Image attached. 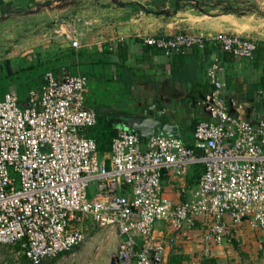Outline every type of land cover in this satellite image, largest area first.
I'll list each match as a JSON object with an SVG mask.
<instances>
[{
	"label": "built area",
	"instance_id": "obj_1",
	"mask_svg": "<svg viewBox=\"0 0 264 264\" xmlns=\"http://www.w3.org/2000/svg\"><path fill=\"white\" fill-rule=\"evenodd\" d=\"M80 42L74 38L71 48ZM143 44L167 57L211 50L212 91L199 103L209 119L197 125L193 145L120 129L108 157H100L87 136L98 118L87 105V77L66 67L48 73L26 109L11 89L0 100V246H19L32 264H42L81 245L91 223L119 236L118 264H155V227L163 222L175 233L200 232V251L186 263L200 264L215 248L237 243L244 229L264 233V119L247 120L241 107L230 112L221 58L251 61L259 40L180 31L147 35ZM192 168L197 180L190 185ZM166 175L181 184L179 198L189 199L166 196Z\"/></svg>",
	"mask_w": 264,
	"mask_h": 264
},
{
	"label": "crops",
	"instance_id": "obj_2",
	"mask_svg": "<svg viewBox=\"0 0 264 264\" xmlns=\"http://www.w3.org/2000/svg\"><path fill=\"white\" fill-rule=\"evenodd\" d=\"M150 1L152 0H0V22L6 21L7 24L9 21H16V29L22 33L26 29L35 31L43 48L48 47L52 52L43 55L44 57L69 51L71 44L61 41L55 45L54 40L71 38L73 33H76L75 37L81 40L80 49L103 55L104 59L114 65L112 71L116 69L115 64H120L121 61L119 45L121 42L125 43L128 57L125 64L132 70L134 77L131 94L135 102L130 107L131 111L139 116L147 113V117L154 118L157 114L156 118L173 126L179 135L177 137L175 134H169L170 136L179 138L191 146L195 125L199 121L209 119V110L204 106H194L189 94L198 84L210 85L207 70L211 64V56L204 51H191L184 57H167L159 51L146 52L143 38L150 34L170 35L180 31L205 35L227 32L254 37L259 40L260 46L264 47V7L245 14L187 9L166 18L163 15L144 12L132 5H145ZM29 21L33 22V26ZM3 27L5 26L2 25L0 29ZM0 35L5 38L2 33ZM6 40L5 38V42ZM3 50L5 49L0 48V65L9 60L2 58ZM6 52L5 55L8 54ZM74 62L76 63L77 59ZM252 68L250 61L224 62L226 88L223 94L232 114H237L241 107L247 120L264 119V111L256 106V103H260L256 95L262 91L255 93L253 101L243 97L244 91L256 81H244L243 76L250 73ZM262 93L261 101L264 99V92ZM129 123L127 122L125 128L131 130ZM153 134L165 133L158 129L154 130ZM150 136L151 134H147L140 137L147 139ZM105 156L108 157L107 154ZM196 180L197 173L192 168L187 182L192 185ZM180 186L174 176H164V192L176 202L189 199L187 195L179 198ZM154 237L161 247L159 250L163 264H167L175 252L183 253L192 259L200 251V232L197 229L187 233H175L165 223L158 222ZM222 250L223 247L215 248L211 258L217 260Z\"/></svg>",
	"mask_w": 264,
	"mask_h": 264
},
{
	"label": "trees",
	"instance_id": "obj_3",
	"mask_svg": "<svg viewBox=\"0 0 264 264\" xmlns=\"http://www.w3.org/2000/svg\"><path fill=\"white\" fill-rule=\"evenodd\" d=\"M202 2L201 0H152L147 5H132L144 12L167 17L176 15L178 12L187 9L200 10ZM227 5L230 4L227 3ZM227 12L238 13L241 10H230L227 7L224 13ZM146 47V52H162L152 47ZM126 48L127 45L121 42L119 45L121 61L120 64H115V71H112V66L114 65L104 59L102 57L103 55L88 53L86 50H76L74 48H71L66 53L57 55H47L44 57L42 54H38L25 57L20 65H13L10 61H5L0 65V100L11 89H14L18 95L19 107L26 109L28 107L30 93L33 91H41L46 84L47 74L51 72L56 74L63 67H66L73 75L87 77L89 88L87 105L95 110L98 115L97 124L87 131V136L97 143L99 155L100 157H104L111 151L113 139L118 135L119 130H129L125 128L127 122L132 117L139 116L131 111L132 108H130L135 102L131 94V85L134 77L132 70L126 67L125 64L128 58L126 56ZM197 52L199 53L200 51ZM204 52L208 56H211L210 49H206ZM185 55L177 54L173 57H184ZM221 58L223 62L239 60L230 53H222ZM75 59H77V62L73 63ZM250 62L253 68L261 69L259 79L252 83L243 94L244 98L253 101L256 92H264V47L260 46L255 58ZM211 91V85L198 84L196 89L189 94V99L194 106H197ZM90 96H92V102H89ZM256 106L259 110L264 111V99L260 103H256ZM199 123L200 121L196 123L195 129ZM16 247L21 250L19 246ZM70 252L63 253L58 257ZM24 257L26 258L25 255ZM189 261H191V258L187 255L175 252L170 256L167 264H186ZM200 264H218V261L215 258H204L200 261Z\"/></svg>",
	"mask_w": 264,
	"mask_h": 264
},
{
	"label": "rangeland",
	"instance_id": "obj_4",
	"mask_svg": "<svg viewBox=\"0 0 264 264\" xmlns=\"http://www.w3.org/2000/svg\"><path fill=\"white\" fill-rule=\"evenodd\" d=\"M201 1L203 2L200 10H197L201 12L220 13L225 12V9L228 7L230 10H241V12H244L245 14V12H251L254 10L257 11L260 9V7H264V3H262L264 0ZM226 2H228L230 5H227ZM262 11L264 12V8ZM173 16H167L166 18H171ZM5 22L6 21L0 22L1 27L2 25L5 26L0 29V34L2 33L5 35L7 40L5 42L4 36L0 35V48L5 49L3 50L4 53L2 54V58H9V60L6 61H10L13 65H20L22 64L24 57L52 53L49 51L48 47L45 49L43 48L42 44L38 40L39 36L36 35L35 31L26 29L22 33L16 29V21H9L7 24H5ZM29 22L31 23V26H33V22ZM73 34V38L71 37L72 33L69 34L71 38H62L61 40L56 38L54 40V44L58 45L61 43V41L66 42V44H71L74 38H78L77 36L75 37L76 33ZM23 41L26 43H21ZM5 52L8 54L5 55ZM245 62L249 63L247 60ZM260 75L261 69L259 70L252 68L251 72L243 77L245 79L244 81L248 80L252 82L255 80L257 81ZM90 101H93L92 96L89 97V102ZM94 191V187H92L91 195L94 193ZM236 239L237 245L233 243L232 245L223 247L224 250L221 251V256L217 259L218 264H264V233H256L244 229L243 232H239V234H237ZM119 243L120 240L115 232L110 229H103L89 223L87 224V228L85 230V240L81 245L73 249L68 254H64L56 259H51V261L49 260L42 264H112L113 259L117 256ZM195 257L196 256L193 258L195 259ZM0 264L32 263H30L24 257V254L16 246L6 245L0 246Z\"/></svg>",
	"mask_w": 264,
	"mask_h": 264
},
{
	"label": "water",
	"instance_id": "obj_5",
	"mask_svg": "<svg viewBox=\"0 0 264 264\" xmlns=\"http://www.w3.org/2000/svg\"><path fill=\"white\" fill-rule=\"evenodd\" d=\"M257 100L258 102H261V98L263 96L262 92L257 93ZM147 114V113H146ZM144 116H135L132 117L130 120H133L134 122L132 123L129 120V126L130 129L135 132L136 134L145 137L147 134L153 133L154 130H161L163 133L166 135L169 134H175L177 137H179L178 133L174 130L173 126L168 125L166 123H163L160 121L158 118V115L156 114L155 118L154 117H147V115ZM150 115H153L150 113ZM161 251H153L151 252V257L152 260L155 264H163V260L160 259L161 256ZM112 264H118V258L115 257L112 261Z\"/></svg>",
	"mask_w": 264,
	"mask_h": 264
}]
</instances>
